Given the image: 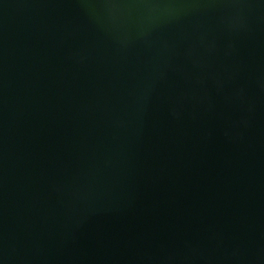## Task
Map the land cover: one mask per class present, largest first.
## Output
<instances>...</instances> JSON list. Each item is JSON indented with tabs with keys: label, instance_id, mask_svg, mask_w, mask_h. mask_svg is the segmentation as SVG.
<instances>
[{
	"label": "water",
	"instance_id": "95a60500",
	"mask_svg": "<svg viewBox=\"0 0 264 264\" xmlns=\"http://www.w3.org/2000/svg\"><path fill=\"white\" fill-rule=\"evenodd\" d=\"M0 264H264V0H0Z\"/></svg>",
	"mask_w": 264,
	"mask_h": 264
}]
</instances>
